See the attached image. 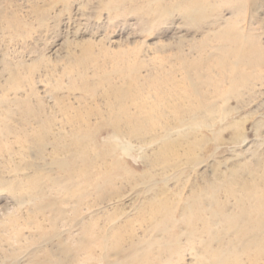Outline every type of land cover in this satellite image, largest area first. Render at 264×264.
<instances>
[{
	"label": "rangeland",
	"instance_id": "1",
	"mask_svg": "<svg viewBox=\"0 0 264 264\" xmlns=\"http://www.w3.org/2000/svg\"><path fill=\"white\" fill-rule=\"evenodd\" d=\"M263 209L264 0H0V264H264Z\"/></svg>",
	"mask_w": 264,
	"mask_h": 264
},
{
	"label": "bare ground",
	"instance_id": "2",
	"mask_svg": "<svg viewBox=\"0 0 264 264\" xmlns=\"http://www.w3.org/2000/svg\"><path fill=\"white\" fill-rule=\"evenodd\" d=\"M264 210V209H263ZM189 235L192 237L193 235H194V230L193 229H191L190 231H189ZM171 247H173V246H171ZM171 247H169V248H171ZM172 249V248H171Z\"/></svg>",
	"mask_w": 264,
	"mask_h": 264
}]
</instances>
